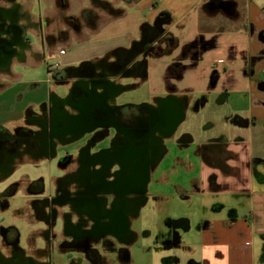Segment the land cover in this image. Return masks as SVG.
<instances>
[{"label":"crops","instance_id":"obj_1","mask_svg":"<svg viewBox=\"0 0 264 264\" xmlns=\"http://www.w3.org/2000/svg\"><path fill=\"white\" fill-rule=\"evenodd\" d=\"M20 1L22 6L24 0ZM70 1L69 12L76 13L84 0ZM100 1L105 5L100 12L106 20L100 23L94 34L99 33L107 21L126 19V9L135 4L134 0ZM162 1L163 6L157 12L168 13L170 20L166 29L176 40V45L162 57L166 59L157 69L149 67L143 81L149 82L153 98L168 93L179 99L187 97L178 111L180 119L168 131L176 132L178 137L187 136V147L176 152L167 150L163 159L170 160L175 156L176 165H165L158 177L159 183L154 179L156 172L154 175L146 172L145 181L149 182L154 191L160 190L162 195L147 199L142 207L151 203V199L160 202L165 200L166 194L163 192H168L171 187L191 185L188 191L197 194L199 199L203 197L199 201V209L208 214L206 217L202 216L195 227L191 225L190 219L166 220L168 230L158 235L162 241L159 246L165 251L162 254V264H264V0ZM11 4L8 0H0V6L9 7ZM33 5L34 0L31 7H20L16 11L14 23L25 26L29 44L22 56H13L0 65V93L11 88L22 77L23 73L14 69L16 65L35 66L50 57L60 58L68 63L70 59L65 56L72 52V48L91 43L92 39L85 38L90 35H83L85 37L82 38L70 30L68 40L58 41L53 44L51 51L42 52L38 38L33 39L36 34ZM145 9L150 12L157 8L149 2ZM44 11L55 16L57 7L55 4H47ZM137 11L140 12V19L136 22V36L127 37L121 43L116 42L104 52L110 51L111 47H127L138 36L141 23L149 20L142 15L143 10L138 6ZM55 24H58L57 27L60 25L57 17L52 22V25ZM30 35L33 39L31 41ZM196 39L208 42L206 48L195 59L191 56L192 51L182 55V48ZM57 49H63V52L57 53ZM52 51L56 54L53 55ZM192 59L195 62L184 68L180 75L174 70L175 62L188 64ZM57 69H60V65ZM212 75L216 76L213 84ZM72 77V80L65 83L71 84L80 76ZM115 80L119 81L118 78ZM201 93H208V100L211 101L212 98L222 113L220 117H211L208 126H213L215 121L221 119L228 129L211 127V131L207 133L201 129L198 116L192 119V127L183 126L186 125L184 121L190 104ZM52 94L60 98L57 94ZM164 97L172 107H177L167 95ZM202 106H194V109L199 110ZM33 107L34 104L29 102L17 111V102L0 101V113L7 115L6 120L0 123V134L19 137L24 129L34 130L37 124L33 117H29L30 113H36ZM207 142L223 143L225 146L217 151L197 147ZM14 161L15 159L10 161L7 169H0V179L12 172ZM175 176L183 181H176L173 179ZM163 196L165 197L162 198ZM182 198L188 199L189 196ZM58 209L62 211L60 207ZM138 212L126 217L127 239L114 247L100 246L95 253L72 250L84 253L88 264H102L101 251L116 255L121 264L133 263L130 245L138 235L132 230L131 221ZM178 229L182 230L181 234ZM58 232L62 235L61 230ZM2 250L5 254L8 253L7 248ZM25 252L31 258L42 259L33 247Z\"/></svg>","mask_w":264,"mask_h":264},{"label":"flooded vegetation","instance_id":"obj_2","mask_svg":"<svg viewBox=\"0 0 264 264\" xmlns=\"http://www.w3.org/2000/svg\"><path fill=\"white\" fill-rule=\"evenodd\" d=\"M8 1L13 5L0 6V65L13 56H22L29 44L25 26L14 23L21 1ZM47 4L56 5L55 16L45 13ZM33 6L36 12L33 39L38 38L42 52L51 51L58 41L68 40L70 30L83 38L94 33L106 20L100 12L105 8L100 0H84L76 13L69 12L70 0H34ZM54 17L58 18L59 27L52 25ZM169 20L166 12H157L153 21L141 23L138 36L127 47L115 48L111 57H104L105 54L98 62H81L77 67L61 70V74L66 75L63 83L67 82L68 75L80 76L70 84L67 97L62 99L50 94L40 111L30 113L29 117L37 124L34 130L24 129L19 137L0 134L2 170L25 153L53 157L59 141L69 142L86 134L92 135L77 161L74 162L72 156L61 159L62 167L74 162L76 170L59 177L53 191L38 196L32 203L38 228L32 232L29 242L41 241L40 246L34 241L32 245L42 259L28 256L20 244L19 232L2 226L0 264H51L49 250L57 240L61 250L95 253L100 246L114 247L127 239L126 217L140 211L147 199L162 195L160 190L154 191L149 186L145 175L146 172L154 175L167 150L176 152L187 147V136L168 133L187 97L179 99L168 93L143 102L153 107L118 103L115 97L124 87L115 79L128 77L143 81L148 61H157L173 50L176 40L166 29ZM207 44L196 39L182 48V55L192 51L191 56L195 59ZM193 59L188 64L175 62L174 70L180 75L184 68L195 62ZM215 77H211L212 84ZM166 95L177 107L168 103ZM208 99V93H201L194 98V106L204 105ZM74 115L80 116V123L75 127L63 122ZM83 127L91 130L81 131ZM95 144H98L96 152L91 153ZM224 146L223 143L207 142L197 147L217 151ZM176 159L174 156V163ZM158 177L159 174L154 178L157 183L160 182ZM34 186L37 191L34 194H40L43 185L40 188L39 183H35ZM58 223L62 225V235H59ZM2 248H7L8 253L5 254Z\"/></svg>","mask_w":264,"mask_h":264},{"label":"rangeland","instance_id":"obj_3","mask_svg":"<svg viewBox=\"0 0 264 264\" xmlns=\"http://www.w3.org/2000/svg\"><path fill=\"white\" fill-rule=\"evenodd\" d=\"M23 2L24 6L22 5L21 7L26 9L32 6L33 0H24ZM134 2V6L126 9V11H128V17L126 19L117 18L107 21L105 23L106 25L99 33H89V38L85 37L86 39H92L90 41L92 44L77 45L72 48V52L70 51V53L65 56L70 59H68V61L66 58L68 63L60 58L50 57L35 66L16 65L14 69L22 72L23 75L18 81L13 83L11 88L4 89V91L0 93V101L17 102V111H20L23 105L26 106V104L28 105L29 102H31L34 104L33 108L35 112H38L42 109V105L45 102L44 98L49 100L50 93H55L60 96V98L65 99L69 93L70 83H57L53 77L54 73L68 67H77L82 60L94 63L100 61L104 54H106L104 57H111L110 53L114 49L111 47L110 51L104 52L106 48L112 44L114 45L116 42L121 43L126 41L127 37L136 36V22L140 19V12L137 11V6L143 10L142 15L150 22L154 20V16L157 10H159V7L163 6L162 0H139L138 2ZM149 2L157 9L147 12L145 6ZM122 4H124V2H122ZM34 15H36V12ZM31 40L33 39L30 35V41ZM61 50L63 51V49H57L56 51L59 53ZM53 52L54 51L51 52L53 55L56 54ZM165 59L166 58H162L157 61L152 59L149 60L148 69L150 66L151 68L156 67L157 69ZM55 63L60 65L59 70L57 69L59 66L55 67ZM72 76L73 74L68 75L66 80H72V78H74ZM118 82L124 87V90L115 97L116 102L138 104L153 100L148 81H140L138 79L125 77L119 79ZM24 112L25 109H23V114ZM221 115V111L217 109L212 98L211 101L208 100L199 110L194 109L193 102L186 112L187 119L184 121L186 125L183 124V126L192 127V119L198 116L201 129L207 133L211 131V127L219 130L228 129L225 122L221 119L215 121L213 126H208L211 117H220ZM6 117L7 115L5 113H0V123L5 121ZM91 139L92 135L86 134L73 141H59L56 146V153L53 157H37L33 156L31 153H25L15 158L12 172L0 179V227H12L16 229L17 232H19L20 244L25 250L32 247L35 248L32 242H29V239L32 237V231L38 228V223L33 217L32 210L34 199L40 195L45 196L53 191L59 177L67 172H72L74 169L76 170L74 162L77 161L82 149ZM97 147L98 144L92 146L90 152L95 153ZM65 156H72L74 162L69 163L64 168L60 163L61 159ZM167 163L176 165L173 158L170 160L163 159L160 167L156 170V175L159 174L160 176L162 169ZM37 179H42L43 181V190L40 194H34L29 190L30 183ZM173 179L176 181H183V179L177 176ZM12 186H15V190L12 194L2 195L7 188ZM189 187H191V185L185 187L179 186V188L171 187L167 190L168 192H163L166 194L165 200L162 202L154 200V202L153 199H151V203H148L145 207L140 209L136 218L131 221L132 230L137 233L138 238L130 245L133 261V263L130 264H162V254H164L163 252L165 251L159 246L162 241L161 236L158 235L168 230V225L166 224L167 219H190L191 225L195 227L196 222L202 218V216L205 215L206 217V215H208L204 213L202 209H199V201H201L203 197L201 196L199 199L197 194L192 193V195L191 192L188 191ZM191 191H193V188ZM183 196H189V198L184 199L182 198ZM61 228L62 225L58 223L57 229L61 230ZM178 231L180 233L182 230L178 229ZM35 240L37 246H40L41 241ZM58 243L57 240L50 247L49 258L51 264H88L84 253L72 249L61 250ZM100 255L102 257V264H121L117 256L110 252L101 251Z\"/></svg>","mask_w":264,"mask_h":264},{"label":"trees","instance_id":"obj_4","mask_svg":"<svg viewBox=\"0 0 264 264\" xmlns=\"http://www.w3.org/2000/svg\"><path fill=\"white\" fill-rule=\"evenodd\" d=\"M166 14L168 15V13H166ZM61 73H62V72L58 71V72H56V73L53 74V77H54V79L56 80L57 83H63V82H64V78H65V77H64ZM35 183H39L40 188H41L42 181H41V179H39V180L34 181L32 184H30V186H29V189H30V190H35V186H34ZM14 187H15V186H12V187H10V188H7V189L2 193V195L12 194V193L14 192V190H15Z\"/></svg>","mask_w":264,"mask_h":264},{"label":"water","instance_id":"obj_5","mask_svg":"<svg viewBox=\"0 0 264 264\" xmlns=\"http://www.w3.org/2000/svg\"><path fill=\"white\" fill-rule=\"evenodd\" d=\"M147 103H141V104H138L140 106L142 105H146ZM148 105V104H147ZM149 107H153L151 105H148ZM159 115V113H157ZM163 116V115H162ZM180 119V114L176 117L175 121L172 122V127L173 128L177 121ZM63 122H68L69 125L75 127L76 125H78L80 123V116L78 115H74V116H70L69 118L67 117V120H64ZM66 124V123H65ZM81 131H90L91 129L90 128H86V127H83L82 129H80Z\"/></svg>","mask_w":264,"mask_h":264},{"label":"built area","instance_id":"obj_6","mask_svg":"<svg viewBox=\"0 0 264 264\" xmlns=\"http://www.w3.org/2000/svg\"><path fill=\"white\" fill-rule=\"evenodd\" d=\"M62 52H63V51L61 50L60 53H62ZM56 66H59V64H58V63H55V67H56Z\"/></svg>","mask_w":264,"mask_h":264}]
</instances>
